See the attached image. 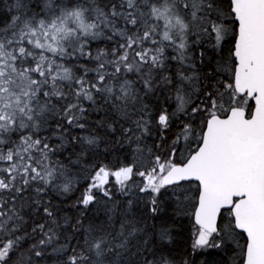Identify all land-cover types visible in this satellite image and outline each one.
Returning <instances> with one entry per match:
<instances>
[{
    "label": "snow or ice",
    "instance_id": "6c2138e0",
    "mask_svg": "<svg viewBox=\"0 0 264 264\" xmlns=\"http://www.w3.org/2000/svg\"><path fill=\"white\" fill-rule=\"evenodd\" d=\"M0 264H264V0H0Z\"/></svg>",
    "mask_w": 264,
    "mask_h": 264
}]
</instances>
